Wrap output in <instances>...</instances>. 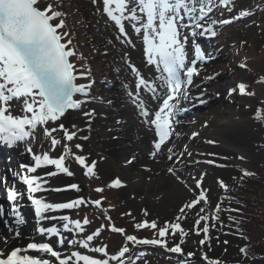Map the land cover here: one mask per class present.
I'll return each mask as SVG.
<instances>
[{
	"label": "snow or ice",
	"instance_id": "obj_1",
	"mask_svg": "<svg viewBox=\"0 0 264 264\" xmlns=\"http://www.w3.org/2000/svg\"><path fill=\"white\" fill-rule=\"evenodd\" d=\"M91 3L96 6L97 14L106 15L114 24L118 30L117 41L134 46L126 31V22L137 36L142 35L146 65L154 66L156 75L154 78L146 77L136 65L129 63L131 72L135 74V83L134 90H129L128 96L138 110L141 123L150 126L154 131L150 159L156 160L158 156H164L171 165L166 171L176 176L179 182L186 183L177 173L181 171L179 165L183 163L184 158L191 157L193 153L188 151L187 146L182 151H176L175 145L170 146L169 141L174 136L179 139L180 134L174 130V124H179L176 118L188 111L182 105L193 100L191 90L199 87L194 80L200 76L201 68L198 64L213 58L210 53L206 55L196 44L194 58L189 60L187 51L189 37L193 39L197 35L216 37L219 26L232 24L254 13L243 8L236 12V0H91ZM63 4L64 0H0V143L9 148L18 147L23 143L24 151L30 154L32 161L30 164H20L18 170H13L11 182L7 176H0V185L5 187L7 199L12 202L10 214L14 218L12 223L17 226L10 225L8 228L12 239L20 237L18 227L27 223L22 212L23 202L27 200L34 207L35 217L39 221L61 222L38 227L39 234L56 237L61 247L67 243L69 249L82 248L103 254L104 258L82 254L79 250L62 253L49 242H30L25 248L15 247L7 253L0 249V264H51L49 259L41 258V255L22 254L29 250L46 254L53 258L56 264H111V262L139 264L142 256L139 254L133 256L129 245L159 246L184 257L181 264H189V261L195 258V254L193 252L185 254L182 248L183 237L187 232L180 223L181 217L186 219L187 211L198 208L194 227L196 234L202 233L205 237L200 241L202 246L211 240L209 222H215L212 227H215L216 223H219L221 228L224 227L220 219L223 201H219L211 213L206 211V207H200L201 204L205 206L209 204L210 189L203 187L206 175L204 173L196 180L195 189L192 190L194 199L183 204L175 222H165L164 226L160 227L155 220L151 222L143 220L134 225L138 230L145 228L156 230L157 238H138L136 235L127 234L124 228L111 225L112 232L125 236L124 245L118 253L111 255L106 246H90L91 242L101 235L99 228L91 234L82 235L85 226L90 224L87 217L81 220L73 219L69 215H50L65 209H79L81 206H94L103 214L107 210L102 207L101 199L89 200L79 197L68 202H49L36 195L48 190L53 192L67 190L60 187L46 188L48 184L46 177H56L60 173L74 175L66 166L65 158L72 155L67 142H71L77 136V132L69 131L63 123L56 125V122L61 121L70 110H79L82 105L94 99L91 96V89L95 81L90 79L91 69L85 66L86 58L78 52V46L74 43L75 34L66 22L69 14L63 10ZM216 9L235 12V15L226 19H213L212 13ZM256 26L261 27L259 23ZM104 55H107V52ZM241 67L246 68L247 64L243 63ZM78 80H86L87 83H78ZM258 83H264V77H261ZM142 92L144 96H141ZM237 92L240 95H255L248 90V85L244 82L230 89V94ZM204 95L205 91L201 90L200 97H197L201 104L206 103L202 98ZM78 96L85 99L76 98ZM146 100L155 103L156 108L150 109ZM13 101L20 106V114H13ZM95 114V109L83 112L88 118L89 130ZM256 118L264 120V111L259 112ZM50 123L56 126L48 127ZM37 128H40L43 136L50 141L48 151L41 153L33 151L32 143L35 141L34 133ZM58 130L63 132L64 151L59 157L54 158L50 152L62 144V140L54 135ZM198 135L199 133L192 134L193 137ZM80 138L87 140L89 137ZM207 142L213 144L217 141ZM75 147L82 151V145L76 144ZM238 159L246 158L241 155ZM74 160L85 169L86 177L98 178L95 161L89 163L84 155H74ZM135 160L136 157L132 156L126 163L131 164ZM207 163L214 162L209 160ZM48 166H54L55 170L47 172L43 177L38 174L39 169ZM145 170L150 171L147 166ZM254 175L256 173L244 169L241 180ZM17 181L24 186L23 190L17 186ZM217 182L225 193L229 191L228 184L223 180ZM124 186L118 177L108 185L116 189ZM67 187L77 192L81 190L75 183ZM95 191L102 193L104 188L98 187ZM232 211L238 212L239 209ZM5 214V209L0 206V216ZM144 214L147 215V210H144ZM106 219L111 221L110 216ZM237 232L241 234L242 239H248L243 235L242 229L237 228ZM178 233L182 237L180 243L169 247L167 237ZM8 239L3 237L6 245ZM240 253L245 259H255V256L249 255L247 244L240 248ZM204 260H208L206 255ZM211 264L221 262L216 259L212 260Z\"/></svg>",
	"mask_w": 264,
	"mask_h": 264
},
{
	"label": "bare ground",
	"instance_id": "obj_2",
	"mask_svg": "<svg viewBox=\"0 0 264 264\" xmlns=\"http://www.w3.org/2000/svg\"><path fill=\"white\" fill-rule=\"evenodd\" d=\"M63 10L69 14L66 22L75 34L74 43L78 46V52L82 53L86 58L85 66L93 71L91 72L90 79H93V77H104L109 82L114 83L115 89L109 90L107 86L94 87L93 85L91 96L94 99L82 105V108L79 110H70L61 121L56 122V125L63 123L69 130L75 129L77 136L73 140L76 139L78 144L82 145V151L78 150V152L85 155L90 151L89 155L85 157L89 163L92 161L96 162L98 179L108 181V178L112 175L108 168L110 164L113 167V173L120 180L122 178L126 180L125 188L121 190L122 194L127 191L136 190L138 185L146 177H150V180L156 179L159 181V185L165 184V180L171 175L166 170L171 165L164 156H158L156 160L150 159L149 152L152 149L151 142L154 139V131L150 126L141 123L138 110L128 96V91L134 90L135 83V74L131 72L129 63L136 65L146 77L154 78L156 75L154 66L146 65L145 45L143 44L142 35L137 36L128 22H126V31L134 46L117 41L118 30L106 15L97 14V8L91 3V0H64ZM235 11L238 12L239 8L236 7ZM219 13L229 16L235 15V12L229 13L221 9H216L212 15L216 17ZM256 17V13L254 12V15L250 17L235 21L237 23L236 33L231 36L233 45L228 46V41L230 40L227 36H224L226 33L224 31L223 36L219 40L221 43L219 44L218 42L214 46L216 60L211 61V65L207 67L198 66L201 68V76H204L203 85L199 86L194 93H191L193 100L191 102H185L183 105L190 106V104H194L196 108H199L198 103L200 102L197 97H200L201 90H204L205 95L202 97L206 101L204 105L210 108L205 115L201 116L202 118L200 120L197 121L198 115L191 114L185 120L187 123H190L188 126L174 128L175 132L180 134V142L175 144L176 151H182L185 146H187L188 151H192L193 145L196 142L202 139V137L209 136L223 140V144L229 149L237 151L238 155L240 152V155L246 158L252 157L251 146L256 137L257 129L252 125V120L248 118L249 115L246 112H238L237 118H230V115L235 109L232 104H235V100L239 99L240 96L238 92L230 94V89L235 88L241 82L246 83L249 87V81L252 79L251 76L248 75L250 76L249 81L243 79L247 68L252 69L253 73L258 72V70L264 73V52L261 54L262 56H258L256 51L253 50L254 48L250 46L249 38H243V35L248 32L247 27L250 29L257 27L256 24L259 21H256ZM224 28L228 27H221V29L226 30ZM109 41H113V43H109ZM191 41L192 39L189 37L187 51ZM82 45L96 46L94 52L96 55L95 58L97 59L91 54V57L94 58L93 63L88 61V51H85ZM105 52H107V55H104ZM216 61H218V64ZM243 63L247 64L246 68L241 67ZM209 77L211 79H207ZM77 82L87 83L86 80H78ZM255 88L256 95L254 98H264V83L257 84ZM144 95L142 92L141 96ZM77 98L85 99L79 96ZM105 99H109L110 101L108 107L101 103ZM146 103L150 109L156 108L155 103L147 100ZM90 109H95L96 114L91 120V129L89 130L88 118L83 115V112ZM12 111L13 114H20V106L15 101L12 102ZM104 112L110 113V117L105 119L103 117ZM117 121H120V123H117ZM56 125L50 123L48 127ZM72 125L76 127L73 128ZM61 132L58 130L54 135L60 134L59 139L63 141ZM89 132L93 133L91 139L84 140L80 138L88 136L90 134ZM193 133H199V135L193 137ZM34 135L35 141L32 143L33 151L36 153L48 151L50 141L43 136L42 130L37 128ZM113 137L118 138L114 139ZM173 138L177 139L175 136ZM170 144L171 142L169 141ZM56 147L59 149L61 145ZM57 148L50 152V155L54 158L62 154ZM105 148L108 149V154L105 153ZM0 154H3V157H0V176H7L9 182L12 181V171L18 170L20 164L32 163L30 154L24 151L23 143L14 148H9L3 143H0ZM132 156H135L136 160L131 164H127L126 161ZM145 166L150 171L145 170ZM80 168L82 170H80V174L84 173L85 169L81 166ZM54 170V166H48L47 168L39 169L38 174L43 177L47 172ZM72 172L74 173L73 176L60 173L56 177H46L48 180L46 188L60 187L67 190L63 192L48 190L36 194L37 197L47 199L49 202H68L73 197L75 198L77 195L76 191L67 186L73 183L77 184L80 175L79 171L76 172L74 170ZM177 175L181 176V171ZM173 178H176V176H173ZM60 182L63 183L61 184ZM17 186L21 190L24 189V186L18 181ZM11 205L12 202L7 199L5 187L0 185V206L5 209V217H7V224L0 220V249L5 251L13 246L25 248L33 240L47 238L57 243L56 237L48 236L47 234L41 235L37 229L40 226H51L61 222L52 220L39 221L35 217L34 207L27 200L23 202L22 207V212L27 223L18 227L20 237L18 239H12L9 235L8 228L10 225L11 227L17 226L12 223L14 218L10 214ZM70 213L71 209H65L50 215L70 216ZM65 235L67 236L68 234ZM3 237L9 238L7 245L4 243ZM57 248L62 253L79 249L78 247L69 249L67 243L63 247L58 244ZM22 254L42 255L31 250ZM42 256L41 258L49 259L51 264H56L53 258L46 254Z\"/></svg>",
	"mask_w": 264,
	"mask_h": 264
},
{
	"label": "rangeland",
	"instance_id": "obj_3",
	"mask_svg": "<svg viewBox=\"0 0 264 264\" xmlns=\"http://www.w3.org/2000/svg\"><path fill=\"white\" fill-rule=\"evenodd\" d=\"M236 7H238L239 10L242 8L250 9L253 13L254 12L256 13L257 17L255 19L256 21H259L261 27H255L254 29H250L249 27H247L248 32L245 35H243V38L244 39L246 37L249 38L250 46L254 48L253 50H255L256 54H258L259 56L264 52V0H236ZM229 17H230L229 15L223 13H219L216 17L212 15V18L217 20L226 19ZM236 24H237L236 22H233L232 24L221 25L218 27L219 31L217 36L215 38H212V40H210L211 41V43L209 44L210 54L212 53L214 54V48H215L214 46L216 45V43L218 42L219 44L221 43L219 40L223 36L222 34L224 33V31L226 32L224 36H227L230 40L228 41V46L233 45V42L231 41L232 38L231 36H233L236 33V28H237ZM223 26L228 27L229 29L228 28H224L226 30L221 29V27ZM212 44L213 46L211 47ZM82 46L85 49V51H88V55H89L87 56L88 61L90 63L91 62L93 63V60L96 56L94 52L96 46L95 45L93 46L82 45ZM91 54L94 55V58L91 57ZM216 63L218 64V61H216ZM244 74L245 77L243 79L245 81H249L250 76L252 78L249 81L250 84L248 90L256 93L255 87L257 84H259L258 80L261 77H264L263 71L258 70V72L253 73L252 69L247 68V72ZM203 77L204 76H198L196 78L197 83H199V86L203 85V81H204ZM92 80L95 81V83L93 84L94 87L107 86L109 90L115 89L114 83L109 82L104 77L102 78L93 77ZM255 95H251V96L240 95L239 99L235 100V104H232L234 105L235 109L233 113L230 115L231 119H235L238 117V112L239 113L246 112L249 115L248 118L252 120L251 122L252 125L256 127L257 134H255L256 137L251 146L252 157L246 158L244 156L246 159L240 160L238 159V157L241 156L240 155L241 153L239 152L238 155L237 151H233L232 149L226 147V145L223 144V140L209 136L202 137L201 140H199L197 143L193 145V150L190 151L193 153V155L191 157L186 156L184 158L183 163L179 165L182 173V175L179 177L181 178L182 181L186 183L179 182L177 178H173V176L170 175L168 176L167 180H165V184L159 185V181H157L156 179L155 180L151 179L152 180L151 181L150 177L149 178L146 177V179L138 185L136 190L127 191L124 194H122L121 190H123L125 187H121L119 189L108 187L110 182L117 177L115 173H113L114 172L113 167L108 162H107V164H109L108 168L110 173L112 174L108 178V181L107 180L103 181L98 178L86 177L84 173L80 174L81 168L78 165V163L74 160V155H84V154H81V152H78V149H76L75 145L78 144V141L76 139L72 140L71 142H67L68 146L72 150V155L66 156L65 158L66 166L69 167V170L71 172L74 170H76V172L79 171V175H80L77 184L80 186L81 190L79 192L76 191L77 195L75 196V198L73 197V199L79 197H84L89 200L101 199L102 207L105 210H107L105 213L101 214L100 209H97L94 206H81L79 209H71L70 216L73 219L83 220L85 217H87L90 220V224L85 226V232L82 234L83 236L95 232L98 228L100 229L101 235L95 238L94 241L91 242L90 246L91 247L106 246V249L110 255L116 254L118 253L119 249L124 245L125 236L120 233L112 232L110 230L111 225L124 228L126 230V233L129 235H136L138 238H145V236H147L146 233L149 234L150 232L154 233L155 230L153 231L152 229H148L147 231L145 230L146 228L138 230L134 227L136 223L142 222L143 220H148L149 222L155 220L160 227H163L165 222H175V218L177 217V215H179V209L183 206V204L194 199V192L192 190L195 189L196 180L201 177L202 173L206 174L204 176V181L206 182V185L208 186L211 184H213V186L215 185L214 184L216 180L215 173H216V169L218 168L215 165L216 163L215 164L207 163V161L209 160L223 163V165L226 168L229 167L232 169H239L240 171L247 169L254 173L259 172L261 169L260 165L264 161V126L261 123V121H259L256 118V116L260 108L264 107V98L262 99H260L259 97L254 98ZM109 102H110L109 99H105L104 101H101V103L107 107L110 104ZM209 108L210 107L205 105L202 106V108L200 107V109L194 112L196 115L199 116V119L197 116V121L202 118L201 117L202 115H205L209 111ZM103 117L107 119L108 117H110V113L108 114V112H104ZM189 124L190 123L184 121V122H180L178 126L182 128L183 126H188ZM69 131H75V129L73 130L71 129ZM61 133L63 135V132ZM89 133L90 134L88 135V137L89 139H91L93 133L91 132ZM56 137L59 138L60 134H57ZM209 140H215L217 142L213 144H209L207 142ZM172 141L170 146L179 143L180 139H176ZM64 143L65 141L63 139L61 147L59 149L56 147L58 151H61L62 153L64 151ZM107 150L108 149L105 148L106 154H108ZM89 153L90 151H88V154H85L84 156H88ZM226 157L228 159H225ZM121 181L125 185L126 180L122 178ZM60 183L62 184L63 182ZM98 187L104 188V191L102 193L96 192L95 189ZM210 195L211 194L208 193L209 198ZM144 210H147V215L144 214ZM196 211H198V208L187 211L186 219L181 217L180 223L182 224L183 228L185 222L189 223L195 219ZM128 213H130V215H128ZM107 216L111 217V221H108L106 219ZM102 225L104 227H101ZM194 228L195 227H193V229ZM151 235L153 236V234ZM169 237H171V235H169ZM43 240L38 239V240H33V242H41ZM129 246L132 249L133 256L135 254H139L142 256V259L139 261V264H178L176 262H170L167 258L168 256H164L166 255V253L167 255H169L170 254L169 252H166L164 255L160 254L161 252L157 247L151 245H140V246L129 245ZM78 250L81 251L82 254H88L98 258L99 257L104 258L103 254L93 253L84 250L82 248H79Z\"/></svg>",
	"mask_w": 264,
	"mask_h": 264
},
{
	"label": "trees",
	"instance_id": "obj_4",
	"mask_svg": "<svg viewBox=\"0 0 264 264\" xmlns=\"http://www.w3.org/2000/svg\"><path fill=\"white\" fill-rule=\"evenodd\" d=\"M261 111H264V107L259 110ZM260 121L264 125V120ZM260 166L261 170L255 172L256 175L245 177L243 180H241V171L218 170L219 174L215 176L228 184L229 191L225 193L218 183L210 188L212 194L210 200L213 203L209 207L210 210L206 209V211L212 212L215 208L213 204L223 201L220 219L224 227L221 228L218 224V227L215 226L217 233L213 230L209 231L211 240L206 241L202 246L200 241L205 237L202 233L196 234V229L192 230L194 222L191 225L184 223V229L187 232V235L183 237L184 253L193 252L195 256L208 257L207 261L199 259L189 264H211V261L216 259L220 260L221 264H264V161ZM225 197H232V199L228 200ZM232 209H239V211H232ZM213 223L209 222L211 229L215 228L212 227ZM202 224L201 227H203ZM237 228L242 229L243 235L248 239H242ZM169 238L172 244L180 243L182 239L179 233ZM224 241L228 243L225 244ZM245 244L249 246V255L255 256V259H245L241 255L240 248Z\"/></svg>",
	"mask_w": 264,
	"mask_h": 264
}]
</instances>
